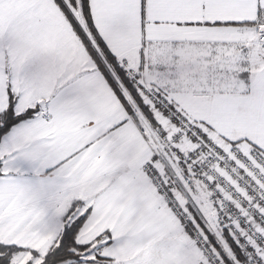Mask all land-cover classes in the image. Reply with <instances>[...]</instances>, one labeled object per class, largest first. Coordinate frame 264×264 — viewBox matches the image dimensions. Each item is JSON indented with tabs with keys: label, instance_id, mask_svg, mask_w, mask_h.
<instances>
[{
	"label": "snow or ice",
	"instance_id": "snow-or-ice-1",
	"mask_svg": "<svg viewBox=\"0 0 264 264\" xmlns=\"http://www.w3.org/2000/svg\"><path fill=\"white\" fill-rule=\"evenodd\" d=\"M0 264H264V0H0Z\"/></svg>",
	"mask_w": 264,
	"mask_h": 264
}]
</instances>
